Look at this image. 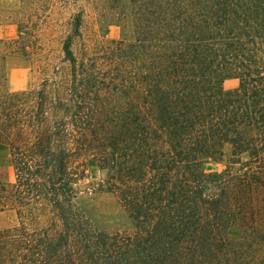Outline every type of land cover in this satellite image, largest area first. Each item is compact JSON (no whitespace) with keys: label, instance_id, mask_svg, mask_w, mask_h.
I'll use <instances>...</instances> for the list:
<instances>
[{"label":"trees","instance_id":"16d2710c","mask_svg":"<svg viewBox=\"0 0 264 264\" xmlns=\"http://www.w3.org/2000/svg\"><path fill=\"white\" fill-rule=\"evenodd\" d=\"M111 2L133 40L69 35L37 86L0 82V211L17 220L0 264H264V0ZM88 159L131 232L77 205Z\"/></svg>","mask_w":264,"mask_h":264},{"label":"rangeland","instance_id":"374dc122","mask_svg":"<svg viewBox=\"0 0 264 264\" xmlns=\"http://www.w3.org/2000/svg\"><path fill=\"white\" fill-rule=\"evenodd\" d=\"M113 0H0V82L10 91L37 86L63 64L62 45L73 35L74 48L85 42L134 38L128 12L123 16ZM128 11V10H126ZM78 31H75V24ZM75 31V32H74ZM264 72V54L262 57ZM237 85L236 79L223 82L226 89ZM226 154L229 147H224ZM227 161H210L207 171L221 170ZM85 176L78 184L75 199L90 222L107 232H131L132 223L116 197L99 190L104 173L90 159L84 163ZM9 148L0 142V181L13 180ZM13 212L0 211V229L16 224ZM234 229L229 230L233 234Z\"/></svg>","mask_w":264,"mask_h":264}]
</instances>
